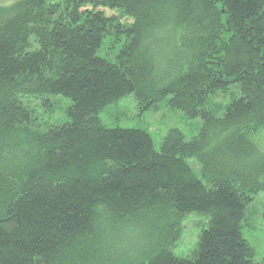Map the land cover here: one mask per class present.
Listing matches in <instances>:
<instances>
[{
  "label": "trees",
  "instance_id": "1",
  "mask_svg": "<svg viewBox=\"0 0 264 264\" xmlns=\"http://www.w3.org/2000/svg\"><path fill=\"white\" fill-rule=\"evenodd\" d=\"M108 37L116 62L99 56ZM131 94L203 126L157 151L147 131L103 124ZM57 97L70 121L51 125ZM263 133L264 0L2 5L0 264H264L243 233L264 192ZM191 213L209 227L177 256Z\"/></svg>",
  "mask_w": 264,
  "mask_h": 264
},
{
  "label": "rangeland",
  "instance_id": "2",
  "mask_svg": "<svg viewBox=\"0 0 264 264\" xmlns=\"http://www.w3.org/2000/svg\"><path fill=\"white\" fill-rule=\"evenodd\" d=\"M17 0H0V6L9 5ZM108 15L113 12L107 11ZM121 45H115L108 37L99 52V56L110 62H116V55ZM237 92L236 86H231L226 94L220 93L214 97V104H226ZM238 94V92H237ZM61 100V106L55 113L43 115L41 119L51 125H62L70 121L67 108L72 104L69 99L57 97ZM103 124L109 128H137L147 131L153 138L155 149L161 150V145L172 129L182 131L188 139L198 135L203 126L202 118L190 119L183 111L171 109L167 102L160 103L157 107L143 110L133 94L126 96L117 104L110 106L101 114ZM45 127V126H44ZM264 150V133L257 139ZM190 164L199 170L194 160ZM210 219L207 215L191 213L185 217L183 235L174 253L177 256L187 257L192 254L203 230L209 227ZM243 233L247 241L255 248L257 256L255 263L264 261V192L255 196V199L247 209L246 218L243 221Z\"/></svg>",
  "mask_w": 264,
  "mask_h": 264
}]
</instances>
